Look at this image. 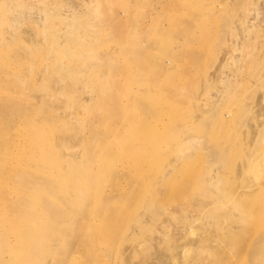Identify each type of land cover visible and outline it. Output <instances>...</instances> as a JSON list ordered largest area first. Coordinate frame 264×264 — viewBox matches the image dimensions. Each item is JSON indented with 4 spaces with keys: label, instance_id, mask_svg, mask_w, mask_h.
<instances>
[{
    "label": "rangeland",
    "instance_id": "374dc122",
    "mask_svg": "<svg viewBox=\"0 0 264 264\" xmlns=\"http://www.w3.org/2000/svg\"><path fill=\"white\" fill-rule=\"evenodd\" d=\"M2 260L264 264V0H0Z\"/></svg>",
    "mask_w": 264,
    "mask_h": 264
},
{
    "label": "bare ground",
    "instance_id": "6f19581e",
    "mask_svg": "<svg viewBox=\"0 0 264 264\" xmlns=\"http://www.w3.org/2000/svg\"><path fill=\"white\" fill-rule=\"evenodd\" d=\"M59 132H60V131H59ZM40 183L43 184L44 187L46 186V183H45L44 180H41ZM49 184H50V183H49ZM50 185H51V184H50ZM26 189H27V188H24L23 191L26 190ZM46 194H48L47 196H51V195L53 196V191H52L50 188L47 187V192H46ZM45 206H46L47 209L49 208V204H45ZM14 210H15L14 213H15L18 217L22 218V216H19L18 213H17V212H19V211L16 210V209H14ZM16 211H17V212H16ZM25 217H27L28 219H32V218H34L35 216H32L31 214H29V215H27V216H25ZM69 217L72 218L71 215H69ZM74 217H76V215H74L73 218H74ZM43 233H45V234L47 233V234H48V233H50V230H49V229H48V230L45 229ZM56 235H57V234H56ZM5 258H7V257L5 256ZM24 258H26V260H27V259L29 258V256L24 257ZM4 261H5V260H4ZM161 263H162V262H161ZM0 264H4L3 260L0 261ZM5 264H6V263H5ZM162 264H164V263H162ZM165 264H166V263H165ZM170 264H171V263H170Z\"/></svg>",
    "mask_w": 264,
    "mask_h": 264
}]
</instances>
